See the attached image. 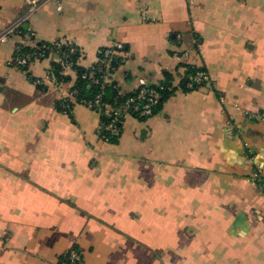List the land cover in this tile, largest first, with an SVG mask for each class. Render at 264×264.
Listing matches in <instances>:
<instances>
[{
    "label": "crops",
    "instance_id": "crops-1",
    "mask_svg": "<svg viewBox=\"0 0 264 264\" xmlns=\"http://www.w3.org/2000/svg\"><path fill=\"white\" fill-rule=\"evenodd\" d=\"M25 13L0 0V32ZM56 41L83 69L122 47L123 94L165 74L175 90L105 143L96 112L56 110L75 79L48 75L56 54L9 65ZM186 66L208 82L184 92ZM236 106L264 111V0H42L0 44V264H264V124Z\"/></svg>",
    "mask_w": 264,
    "mask_h": 264
},
{
    "label": "built area",
    "instance_id": "built-area-1",
    "mask_svg": "<svg viewBox=\"0 0 264 264\" xmlns=\"http://www.w3.org/2000/svg\"><path fill=\"white\" fill-rule=\"evenodd\" d=\"M42 0H24L25 6H26V13L25 15L20 18L18 21L12 23L7 28H5L3 31L0 32V44H3L7 41L9 37L12 35L18 33L20 30L22 24L26 21L28 16L32 14L40 5ZM57 9H60V6H57ZM65 44L61 41H56L54 43H50V45L54 48H59L61 45ZM70 46V54H77L79 53L80 58V51L75 45L68 44ZM22 47V45H18L14 51V54L12 58L9 61V65L15 68H24L30 65L33 62H39L44 60L47 56L37 50V45H34L30 47L32 49L31 53L23 54V55H15L17 51H19ZM42 49L49 50L46 45L42 46ZM122 47L120 46H114L112 48H107L103 52V59L101 61H97L96 64H98L97 67L89 68V72L84 75L83 77H87L90 82L94 85H100L102 88L104 85H109L112 83L111 77L114 73V67L110 65L112 59L114 57H119L121 53ZM79 58L76 61V64L79 61ZM55 63L60 65V72L59 74L68 75V73H75V70L73 68L74 62L68 58V56L65 55L64 58H58L56 59ZM53 68L50 67L48 70V75L53 79ZM193 83L195 84H201L202 82H208V76L207 73L204 71L197 72L194 77L190 78ZM190 86V85H189ZM163 90V86L161 85H154L152 83H149L143 79L138 80L137 87H136V93L133 97H130L125 100L123 103V109L126 114L131 115H137L138 118L142 119H148L154 115V110L159 104L160 98H161V91ZM76 92L75 91H69L64 99H69L74 101ZM101 97L100 94L96 96L93 102H87L83 104L86 108L92 110L93 107H97L100 105ZM104 111L102 113H109L112 111V109L109 106H104ZM241 113L250 121H261L264 124V111L260 112H248L241 110ZM116 118L109 122L107 125H103L99 122L97 127V134L99 136V133L101 132V129L104 127L106 132L115 138L120 137V131L115 126ZM99 138L107 143V137L106 136H99ZM67 254V261L69 264H79L80 262V256L74 252L70 251Z\"/></svg>",
    "mask_w": 264,
    "mask_h": 264
},
{
    "label": "trees",
    "instance_id": "trees-1",
    "mask_svg": "<svg viewBox=\"0 0 264 264\" xmlns=\"http://www.w3.org/2000/svg\"><path fill=\"white\" fill-rule=\"evenodd\" d=\"M46 45L49 50L42 49V46ZM39 52L44 53L47 57L54 53L58 56V58H64L65 55L70 58L71 61L74 62V70H75V79L69 89V91H75V99L74 101L69 99H62L59 102L56 103V110L60 113L64 114H70L73 106L75 104L83 105L87 102H93L97 95L100 94L101 101L100 105L97 107H93L92 111L96 112L99 115V122L103 125H107L109 122L114 120L116 118L115 126L120 131L121 135V126H120V120L123 115H125V111L123 109V103L126 99L133 97L136 93V89L129 93V94H123L121 93L120 89L118 88L117 84L115 82H112L109 85H104L102 88L100 85H94L90 82V80L87 77H83L89 72V69H83L78 66V63L76 64L77 59L79 58V53L77 54H70V46L68 44H63L59 48H54L50 44H38L37 50ZM105 49L100 50L98 53V61H101L103 59V52ZM32 49L30 47H22L19 51L15 53V55H23L27 53H31ZM121 64V58L120 57H114L110 63L112 67H114V72ZM98 64H96L93 67H97ZM51 67L53 68V74L55 81L57 83H69L71 81V78L68 75H61L60 72V65L53 62L51 64ZM25 68V67H24ZM185 76L183 79H181L179 88H181L184 92H190L194 91L200 87H203L206 82H202L201 84H195L192 82L190 78L194 77V75L197 72L205 71L203 68H197L194 66H186L185 67ZM154 85H161L163 86V90L161 91V98L159 101L158 106L154 110V115L158 113L163 105V103L173 94L174 88L172 87L171 78L169 75L165 74L164 81L158 84ZM190 85V86H189ZM104 106H109L112 111L109 113H102L104 111ZM130 115L134 118L145 120L142 118H138L137 115ZM153 115V116H154ZM106 136L107 137V143L110 144H116L119 140V138H115L110 136L104 127L101 129V132L99 133V136ZM60 262L58 264H69L67 261V254L62 255L60 257Z\"/></svg>",
    "mask_w": 264,
    "mask_h": 264
},
{
    "label": "rangeland",
    "instance_id": "rangeland-1",
    "mask_svg": "<svg viewBox=\"0 0 264 264\" xmlns=\"http://www.w3.org/2000/svg\"><path fill=\"white\" fill-rule=\"evenodd\" d=\"M235 110L241 113V110H242V109H241V107L236 106V107H235Z\"/></svg>",
    "mask_w": 264,
    "mask_h": 264
}]
</instances>
